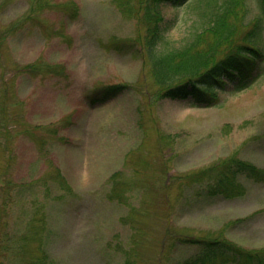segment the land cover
<instances>
[{"label": "rangeland", "instance_id": "obj_1", "mask_svg": "<svg viewBox=\"0 0 264 264\" xmlns=\"http://www.w3.org/2000/svg\"><path fill=\"white\" fill-rule=\"evenodd\" d=\"M121 2L0 0V264H186L201 235L264 247V181L240 175L226 197L187 175L234 155L264 168V72L224 78L210 105L160 98L146 25ZM161 9V46L211 10ZM110 84L125 87L89 102Z\"/></svg>", "mask_w": 264, "mask_h": 264}, {"label": "trees", "instance_id": "obj_2", "mask_svg": "<svg viewBox=\"0 0 264 264\" xmlns=\"http://www.w3.org/2000/svg\"><path fill=\"white\" fill-rule=\"evenodd\" d=\"M187 0H127L121 2L140 23L146 25L142 44L150 63V74L160 98L186 99L194 103H215L224 78L241 87L264 72V0H257L258 12L250 15L248 0H207L210 11L207 24L180 45L161 46L167 27L161 5H182ZM131 5H134L133 7ZM135 40V39H134ZM118 45V44H117ZM120 45V44H119ZM122 47V46H119ZM125 84H110L95 91L90 102L104 101L116 95ZM210 172L207 192L233 197L243 192L240 175L264 181V168L237 156L222 160L201 171L191 172L195 181ZM213 174V175H211ZM0 236H7L4 231ZM199 248L186 264H264L263 248H246L231 239L195 236L185 239Z\"/></svg>", "mask_w": 264, "mask_h": 264}]
</instances>
